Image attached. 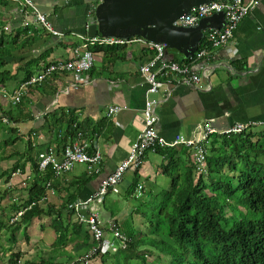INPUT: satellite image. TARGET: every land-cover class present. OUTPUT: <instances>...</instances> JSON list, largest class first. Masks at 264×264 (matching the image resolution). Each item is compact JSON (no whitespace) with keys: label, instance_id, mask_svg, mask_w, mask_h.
<instances>
[{"label":"crops","instance_id":"1","mask_svg":"<svg viewBox=\"0 0 264 264\" xmlns=\"http://www.w3.org/2000/svg\"><path fill=\"white\" fill-rule=\"evenodd\" d=\"M3 1L0 0L1 24L8 27L6 31L13 35L17 32L24 35L26 31L33 35L35 42L28 46L30 50L26 55L29 56L27 59L40 56L38 71L49 61L71 57L73 47L81 40L78 35L88 36L84 34L86 19L94 0H33L54 28L65 33L62 36L54 35L34 22L31 7L29 15L21 12L22 0ZM26 19L31 20L30 26L25 25ZM211 29L214 28L205 30V33ZM117 45L125 47L95 51V63L90 70L54 73L39 88L32 87L23 103L29 106L31 116L14 121L15 132L4 131L0 137H16L12 144L0 148V192L3 191V195L6 190H9L8 193L17 192L14 188L25 190L26 185L21 182L34 179L31 156L37 160L41 152L52 151L58 159L63 158L68 122L74 119V137L87 142L91 153L96 150L102 152L100 169L90 170L86 164L78 163L70 171L52 173L46 180L51 185L47 187V198L42 203L61 206L75 194L74 202L88 201L87 208L83 210H87L89 205V209L100 214L105 224V238L115 242L119 239L115 237L114 226L120 229L119 226L124 225L129 230L144 228L140 222L143 217L140 206L148 202L142 210L148 209L149 202H156V195L171 188L174 175L177 177L189 172L188 166L193 162L192 151L184 144L158 151L148 150L140 167H132L125 172L120 191L109 189L102 200L95 196L102 180L129 157L132 145L144 126L143 111L147 99L158 101L155 107L159 116L157 130L167 140H173L177 134L188 139L202 138L207 125L216 130L207 137L208 151L212 150V146L222 145V141H233L236 135L234 141H241L245 134L251 135V140L255 142L264 140V0H259L244 17L232 38L212 47L209 54L191 65L190 72L194 71L201 77L198 81L172 74L165 78V85L160 91L150 92V84L139 66L149 60L152 51L139 44ZM199 49L197 46L187 58L173 49L166 53L165 59L187 63ZM14 60L15 67L26 61L17 57ZM18 82L19 79L16 84ZM112 105H120L121 108L110 116L108 109ZM0 108L11 109L13 113L21 111V114L26 110H19L18 105L12 104L10 92L5 96L0 93ZM59 117L60 121H57ZM239 122L254 124L249 131L221 133ZM30 143L32 149L26 152ZM20 157L25 162V169L18 167L11 170ZM259 160L264 161V156H260ZM236 161L240 163V159L236 158ZM7 170L8 173L5 172ZM195 173L200 174L197 169ZM25 194L28 195V190ZM7 199L2 196V203L4 200L6 203L2 205L0 202V209L5 213L6 209L2 208L7 205ZM135 200L138 202L135 203ZM46 218L51 221V217L45 215L34 218L30 225L32 235L35 232L41 238L36 244L38 251H46L45 246L49 241L52 245L56 237L54 230L52 239L42 237L43 229L39 230L38 225L41 227ZM72 220H77L74 215ZM47 227L52 228L49 223L44 229Z\"/></svg>","mask_w":264,"mask_h":264},{"label":"trees","instance_id":"2","mask_svg":"<svg viewBox=\"0 0 264 264\" xmlns=\"http://www.w3.org/2000/svg\"><path fill=\"white\" fill-rule=\"evenodd\" d=\"M26 32L24 35L20 32L15 35L8 33L0 21V88L4 89L1 91L3 96L8 92L13 94L20 82L38 71L40 56L27 59L28 46H32L35 39ZM7 34L10 38H6ZM208 44L205 36L198 47ZM114 47L125 45L96 43L92 49L95 52ZM15 57L26 61L15 67ZM17 79L19 82L16 84ZM42 83L31 85L19 103L12 102L18 105L19 110L26 109L22 114L21 111H17V114L11 109L0 108V137L4 131H14L12 122L31 116L29 106L23 105L25 96H29L32 87L39 88ZM5 90L8 92L5 93ZM4 116L8 117V122ZM57 121H60V117ZM73 123L74 119L68 122L64 139L67 143L71 140L68 138L75 135ZM245 136L241 141H234L236 135L233 141L212 146V150L207 153V172L201 173L193 160L188 166L189 172L178 174L177 177L174 175L171 188L155 196L156 202L148 205L149 208L152 205L150 210H142L148 202L140 206L143 216L140 222L144 228L129 230L124 225L119 226L131 240L125 248L116 252L108 248L99 249L90 259L84 258L98 241L85 222L77 218L72 220L76 209L70 207V203L74 202L75 194L61 206L42 203V197L46 195V180L54 172L50 168V173L39 169V154L37 160L32 156L30 159L33 162L34 179L22 181L28 190L27 197L13 202L10 212L16 213L34 201L35 204L15 222L10 221L9 217L1 219L0 227L7 229L10 243L16 242L20 230L30 240L33 219L49 215V225L56 237L50 251L43 250L45 255L40 256L42 264H264V161L259 160L260 156H264V140L255 142L251 140V135ZM15 139L13 135L0 138V148L12 144ZM31 149L30 143L26 152ZM236 158L240 159V163ZM24 165L20 157L11 170L18 167L25 169ZM195 168L200 174L195 173ZM234 170L237 172L233 173ZM5 172L8 173V170ZM8 191L4 194H8ZM46 225L48 223H42L41 230ZM71 245L72 248H68ZM62 256L66 260L58 261ZM20 259V251L12 252L9 262L19 264ZM27 262L36 264L35 261Z\"/></svg>","mask_w":264,"mask_h":264},{"label":"built area","instance_id":"3","mask_svg":"<svg viewBox=\"0 0 264 264\" xmlns=\"http://www.w3.org/2000/svg\"><path fill=\"white\" fill-rule=\"evenodd\" d=\"M259 0H212L202 3L198 6H193L191 10L177 18L176 24L183 26L196 25L201 17L210 15L215 11H223L226 17V24L222 28L211 29L207 33V39L209 44L200 48L190 58L187 63H178L176 61H168L166 56V44L154 42L145 39L142 36H133L130 38H119L113 36H85L78 35L80 42L76 44L72 49V55L68 59L58 58L46 63L36 74L32 75L29 79L20 82L16 91L11 94V100L14 104L19 103L24 94L27 93L28 88L31 85L42 83L54 73L58 72H75L83 73L90 70L95 63V52L92 46L96 43L100 44H139L145 47L147 50L152 51L153 55L145 63L140 64L139 70L146 77L150 84V92H158L165 85V78L172 74H179L183 79L198 81L200 75L194 71L190 72L191 65L202 59L206 54H209L212 47H217L226 43L230 38L234 36L235 30L242 22L244 17L251 11ZM99 0H94L88 15H93ZM20 10L26 16L29 15V7L32 8L33 21L41 25L46 30L51 31L54 35L62 36L65 33L54 28L52 22L49 20L45 13L38 10L33 0H22L20 2ZM25 25L30 26L31 20H25ZM4 91L3 88H0ZM8 92L5 90V93ZM155 99H147L146 107L143 111V129L138 139L133 143L129 157L121 162L117 168L102 180L98 193L95 195L99 199H103L104 195L109 189L116 192L120 191V183L123 180L125 172L134 167H140L144 161V157L148 150L158 151L160 148L172 147L178 144H184L188 146L192 151V157L197 169L203 173L207 172V153H208V141L207 137L211 133L215 132V128L207 125L205 128V134L202 138L188 139L185 135L177 134L176 137L169 141L158 133L157 125L159 122V116L155 111L156 104ZM120 105L109 106L108 115H112L120 109ZM6 116H4L5 118ZM6 119V120H5ZM4 120L8 122L6 117ZM252 122H239L230 127L229 129L222 130V134L239 133L243 131H249L252 128ZM206 140V141H204ZM103 160L102 152L96 150L91 153L88 150V143L80 141L75 137L67 143L63 150V158L58 159L52 151H43L39 154V169L41 171H47L49 168L56 174L64 173L72 170L78 163H84L90 170L100 169L101 162ZM19 170L17 171V173ZM51 185L47 182V187ZM140 188L142 185L139 186ZM47 198V194L42 197V200ZM88 201H76L70 203V207L76 209L77 219L81 222H86L94 238L98 241L96 247H94L88 254L84 255L85 259H90L94 253L99 249H109L113 252L118 251L120 248H125L128 245V241L131 240L129 236L123 233L117 226H114L115 237L119 239V242L107 241L105 238V224L101 219L100 214L94 210L89 209ZM87 203V204H86ZM35 204V201L31 204L21 208L12 217V222L18 220L24 212L31 208Z\"/></svg>","mask_w":264,"mask_h":264},{"label":"water","instance_id":"4","mask_svg":"<svg viewBox=\"0 0 264 264\" xmlns=\"http://www.w3.org/2000/svg\"><path fill=\"white\" fill-rule=\"evenodd\" d=\"M211 0H99L94 14L86 19L84 34L145 39L165 43L167 53L177 49L189 57L209 28L226 24L223 11L201 17L196 25L183 26L175 21L193 6Z\"/></svg>","mask_w":264,"mask_h":264},{"label":"rangeland","instance_id":"5","mask_svg":"<svg viewBox=\"0 0 264 264\" xmlns=\"http://www.w3.org/2000/svg\"><path fill=\"white\" fill-rule=\"evenodd\" d=\"M5 29L7 30L8 27L5 26ZM5 36H6V38H10V35H8V34L5 35ZM12 123H15V122H12ZM169 141H171V140H169ZM204 141H206V140H204ZM12 159L14 160V157H12ZM13 160H11V161H13ZM6 162H8V161H6ZM0 163H2V162H0ZM232 172L236 173L237 171L234 170ZM164 187L165 188H169V186H167V185H164ZM21 188L22 187L16 189L17 192H15V193L10 191L7 195H5V194L2 195L1 192H3V191L0 192V202L1 203H2V201H1L2 196H3V198H5V197L8 198L7 199V201H8L7 205L4 206V207L2 206L4 209H6V213L1 211V209H0V215H1V219L2 220H5L6 218L9 217L10 221H12L11 219L14 216L13 213L15 212V211L10 212V210L12 209V203L15 202V201H20L22 198L26 199L27 195L25 194V192L27 190L26 189L25 190H23V189L21 190ZM147 196H150L149 193H147ZM152 197L153 196H151L150 198L152 199ZM137 202L138 201L135 200V203H137ZM5 203H6V201L4 200V203H2V205L5 204ZM7 207H9V208H7ZM74 216L77 218V214H75ZM140 221H142V220H140ZM43 223L44 224H47V223L50 224V220L48 218H46V220H43ZM38 229L41 230L40 225H38ZM6 232H7L6 228L1 226L0 227V264H10L9 258H10L11 253L12 252H17V251H20V253H21V259L19 260L20 261L19 264H29L27 262L28 260L29 261H35L36 264H42V262H40V256L41 255L44 256L45 252L43 250L42 251H38L39 249L36 248L37 247L36 244L41 241V238H39L38 234L33 232V235H35V236H33L32 233H30L31 234V237H30L31 241H30V240H28L25 237V235H22L21 232L19 231L17 233L16 242L10 243L7 240V233ZM51 234L54 235L53 228H50V227H47L46 229L43 228V234H42L43 238H47L48 240H50V239H52L51 238L52 237ZM137 235H139V234L137 233ZM45 243H46V241H45ZM41 245H42V243H41ZM50 245H51V243L49 241V243L45 246V250H49L50 249ZM57 260L58 261H65L66 257L62 256V257H59ZM69 264H72V262L69 263Z\"/></svg>","mask_w":264,"mask_h":264},{"label":"bare ground","instance_id":"6","mask_svg":"<svg viewBox=\"0 0 264 264\" xmlns=\"http://www.w3.org/2000/svg\"><path fill=\"white\" fill-rule=\"evenodd\" d=\"M212 1V0H211ZM215 12H217V11H215ZM213 14V13H212ZM211 15V14H210ZM206 37H207V34L205 35Z\"/></svg>","mask_w":264,"mask_h":264}]
</instances>
